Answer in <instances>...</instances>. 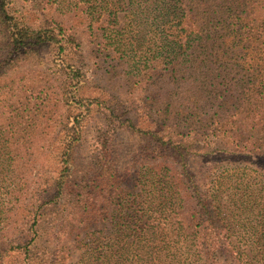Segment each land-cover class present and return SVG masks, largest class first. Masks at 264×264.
Instances as JSON below:
<instances>
[{
    "label": "trees",
    "instance_id": "trees-1",
    "mask_svg": "<svg viewBox=\"0 0 264 264\" xmlns=\"http://www.w3.org/2000/svg\"><path fill=\"white\" fill-rule=\"evenodd\" d=\"M75 1L84 9L74 20L89 21L83 35L100 41L95 75L101 69L111 88H141L158 129L181 138L166 141L153 129L158 164L141 158L145 171L125 187L108 153L117 152L116 133L138 127L119 107L120 94L83 95L93 53L76 33L36 25L16 0H0V264H14L15 254L22 264H68L77 248L76 264H264V182L252 188L217 176L206 203L171 165L184 138L221 139L239 156H264V0ZM51 47L57 95L40 81L13 88L4 79ZM96 106L110 115L101 136L111 143L76 174L75 152ZM50 158L60 169L49 178Z\"/></svg>",
    "mask_w": 264,
    "mask_h": 264
},
{
    "label": "rangeland",
    "instance_id": "rangeland-1",
    "mask_svg": "<svg viewBox=\"0 0 264 264\" xmlns=\"http://www.w3.org/2000/svg\"><path fill=\"white\" fill-rule=\"evenodd\" d=\"M16 2L18 9L28 18H31L36 25L40 24L53 28L56 32H60L61 27L66 32L70 30V32L77 34L79 41L82 40L87 55L93 53L92 57H89L91 63L83 67L86 75L85 80L88 81V86L83 91L85 97L105 99L109 97V94L111 95L112 91L116 92L117 95L120 94L122 105L119 107L121 109L124 108L123 111L138 128L134 133L125 132L124 130L116 133L112 144H115L113 151L117 150V152L113 154V157L108 153V159L111 157V161L116 160L123 185L127 188H132L135 185V177L138 170L145 171L144 167H140L141 158L148 161L155 156V160L151 162L153 164L152 167L158 164L157 154L155 153L157 150L155 140L158 139L156 137L151 138L150 132L153 129L158 130L160 137L166 141H169V139L180 140L181 137L176 135L169 127L162 126L158 129L156 122L158 112L155 116L153 115L154 106L150 101L144 99L145 94L141 88L137 89L133 83H126L125 81H123L125 85H116L115 88H111L112 81L107 80V76H102L103 71L101 69L95 75L96 68L93 61L95 58L93 57L97 53L100 41L92 43L88 35H83L85 32L89 34V21L74 20L81 15L79 8L84 9L82 4L76 7L75 0H16ZM56 54L55 47L41 50L38 54L29 56L23 63L18 65V69L8 72L4 79L9 84H12L13 88L18 84L30 87L31 84L40 81L44 84L46 92L57 95V88H59L61 81L58 78L59 74L56 69L59 64ZM105 90H107V94L104 92ZM57 105L58 103L55 106L57 107ZM52 110L56 113L54 120L58 124L61 122L59 108L57 107V111L56 109ZM106 116H110L107 115V111L103 107L96 106L84 122L81 142L75 152L74 166L76 170L80 171L76 174H80L89 166L95 151V154L102 150L104 152L107 151L103 146L106 140L101 136L103 128L107 125ZM116 123L117 121L115 120ZM184 139L183 144L174 145L176 148L182 147V149H176L177 153L182 155V157L175 161L172 160L171 165L176 172L184 173L187 176V188L190 189L189 193L191 196H194V188L196 186L199 190V195H207L209 189L215 185V178L219 176L222 177V180L223 176L227 174L233 181L243 180L244 182H249L252 188H257L258 185L256 186V184L260 180L264 182V156L251 158L239 156L237 155V149L233 148L230 142L227 143L221 139L207 141L208 144L191 138ZM110 143L111 140L106 142V144ZM132 147L134 149L130 152L129 150ZM168 153L172 154V151L169 149L168 152L163 149L161 151L163 156L168 155ZM57 163L55 158H50L45 162L46 176L50 178L59 171L60 167L57 166ZM97 169L98 167L95 170L97 171ZM212 182L214 183L212 184ZM94 187L96 188V186ZM94 187L93 191L96 190ZM228 192L229 188H226L221 194L225 199L224 202L227 200L226 195ZM211 194L212 192L208 193L206 203L212 199ZM261 194H264V190ZM261 194L260 196H262ZM237 235L242 236V232ZM11 254L13 255L14 253L12 252ZM71 255L72 260L68 264H76L80 257L79 249L73 250ZM11 260L14 264H18V262L22 264V258L16 254Z\"/></svg>",
    "mask_w": 264,
    "mask_h": 264
}]
</instances>
